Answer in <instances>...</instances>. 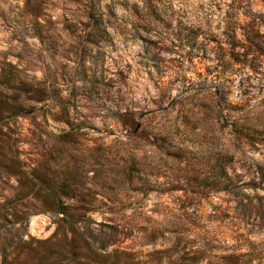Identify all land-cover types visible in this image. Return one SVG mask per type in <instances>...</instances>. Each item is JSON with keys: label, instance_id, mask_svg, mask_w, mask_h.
Segmentation results:
<instances>
[{"label": "rangeland", "instance_id": "obj_1", "mask_svg": "<svg viewBox=\"0 0 264 264\" xmlns=\"http://www.w3.org/2000/svg\"><path fill=\"white\" fill-rule=\"evenodd\" d=\"M0 264H264V0H0Z\"/></svg>", "mask_w": 264, "mask_h": 264}]
</instances>
